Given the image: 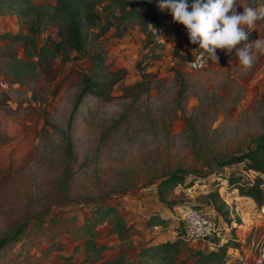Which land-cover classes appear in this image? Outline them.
I'll return each instance as SVG.
<instances>
[{
	"label": "rangeland",
	"instance_id": "374dc122",
	"mask_svg": "<svg viewBox=\"0 0 264 264\" xmlns=\"http://www.w3.org/2000/svg\"><path fill=\"white\" fill-rule=\"evenodd\" d=\"M237 3L242 13L243 7L256 8L264 0ZM158 4L137 3L157 21L155 45L137 25L119 35L110 29L91 44L104 52L107 71L121 70V77L107 92L110 99L88 93L73 112L81 75L90 73L88 61L73 50L38 61L35 45L0 37V240L6 242L0 245V264H65L58 253H73L81 239H72L74 226L65 233L64 226L60 232L49 231L58 222L48 220L81 210L91 216L85 208L92 204L114 206L125 224L138 230L131 258L148 234L155 242L178 236L182 249L176 261L185 264H196L195 252L215 250L214 241L232 238L228 243L245 252L264 239L263 210L239 195L243 181L253 183L264 175L218 165L221 159L249 154L254 139L264 133V54L257 55L251 69H243L234 52L226 55L218 49V64L207 56L203 67L191 69L185 61L198 44H191L184 26ZM27 21L0 17V35L26 34ZM259 37L264 39V21L250 29V41ZM33 38L43 46L60 41L58 25L45 21ZM152 46L158 54L154 58L148 53ZM142 72L149 74L146 92L134 100L120 96L124 86L142 80ZM28 103L34 110L18 114ZM171 173L181 174L183 181L160 186ZM230 176L238 181L229 184ZM212 192L224 203L230 221L209 203ZM186 209L211 216L219 228L189 250L180 222ZM152 213L162 216L165 229L145 233ZM111 217L103 215L94 228V241L111 247L102 253L106 256L120 246L114 235H107Z\"/></svg>",
	"mask_w": 264,
	"mask_h": 264
},
{
	"label": "trees",
	"instance_id": "16d2710c",
	"mask_svg": "<svg viewBox=\"0 0 264 264\" xmlns=\"http://www.w3.org/2000/svg\"><path fill=\"white\" fill-rule=\"evenodd\" d=\"M52 1L53 3L46 1L34 2V0H0V17L14 16L16 18L28 19V32L26 34L16 33L8 35L7 33H3L0 37L6 38L10 41L22 40L24 44L35 45L36 52L34 54L38 61H43L46 57H52L55 53L60 51L66 53L67 50H73L79 56L84 57L88 61L90 64V73L86 74V78H84L85 74L81 75V85L73 103L72 112L76 109L82 97L88 93L96 94L104 100L110 99L111 97L107 92L110 90V87L120 79L122 71H107L104 52L93 50L91 44L97 42L101 36L110 29H113V32L116 35H119L121 32L137 25L141 28L145 38L150 39L149 42L152 41L153 45H155L158 40L153 39L155 36L153 29L156 28L157 21L150 10H147V8L142 10L137 6V3H146V0H105L106 3L102 4L99 9H97V5L102 0ZM189 3H191V0H189ZM45 21L58 25V29L60 30L61 40L58 42H52L50 46L37 45L33 38L34 34L40 29V25ZM35 47L33 48L34 50ZM148 53H150V58L158 56V54L154 53V46L151 47ZM175 54L178 56L177 53ZM147 75L149 74L142 72L141 81L136 82L131 86H124L121 90L122 92L120 96L129 97L134 100L140 94L146 92L149 84V80L145 79L147 78ZM107 76H111L109 82L106 81ZM105 88L107 89L105 90ZM17 110L18 114H29L34 109L33 105L28 103L20 106ZM12 113L15 114L16 109H13ZM2 137L3 134H0V139H2ZM2 142L3 141L0 140V144ZM67 147H69V144ZM261 160L264 161V133L254 139L253 149L249 154L246 153L242 154V156H232L229 159H221L218 165L223 167L234 162L244 161L246 168L264 175V162ZM183 179L184 177L181 174L171 173L163 178L159 185L163 187H171L180 183ZM237 179L238 177L230 176L228 183H236L238 181ZM239 180H242V178L239 177ZM258 180L257 177L253 183L242 180L243 185L239 187V195L250 197L264 212V199L261 197V194L257 189ZM209 195V203L213 205L216 213H218L224 221L226 220L225 222L230 221V218H228L229 212L222 209L224 203L219 200L218 194L212 192ZM85 210H91V213L93 214L91 216H86L84 210H81L60 217L52 216L48 220L50 224L58 222L56 228H51L52 225L48 224V227H50L49 231L53 230L56 232L58 230V232H60V228L64 226V229L62 228V233H65L68 232L71 226H74L73 230L70 232L72 239L74 241L81 239V243L75 245V250L74 252L72 251L73 253H58V259L63 263L185 264V260L176 262V257L182 249L179 240L180 238L178 236L173 240L154 242L152 237L148 234L144 237L145 239L140 245L136 247L137 249L134 253V257L129 258L128 254L132 247L133 237L138 233L135 226L132 224H125L123 218L117 214L114 206H109L107 204H92L86 207ZM100 213L103 215L110 213L112 215L111 219L108 220L110 227L107 231V235H114L120 245L118 252L111 254V257H105L102 254L103 251L111 248L110 245L102 241L97 243L93 239L95 236V226L100 225L103 222V215ZM206 216L212 219L211 216ZM77 220H80L79 224H76ZM164 223L162 216L153 213L149 214L143 232L150 233L156 228L164 230ZM215 227L216 230L214 235L219 231L216 224ZM20 230H17V232H20ZM253 230L256 231L255 228ZM181 231H183V227ZM262 231L264 232V225ZM17 232L15 231V234ZM183 241L185 240L183 239ZM229 241L235 240L232 238H226L223 242L214 241L216 246L215 250L207 253L194 251L199 255L196 264H226V251L229 248L237 247V244L234 245L231 244V242L229 244ZM5 243V240H0V245ZM262 243H264V239L258 241L252 251H256ZM54 244L56 245V248H59L56 243ZM75 252H79V256H76V254H74ZM74 257H77L78 259L74 260ZM73 260L74 262H71ZM262 264H264V260L262 261Z\"/></svg>",
	"mask_w": 264,
	"mask_h": 264
},
{
	"label": "clouds",
	"instance_id": "9594fccd",
	"mask_svg": "<svg viewBox=\"0 0 264 264\" xmlns=\"http://www.w3.org/2000/svg\"><path fill=\"white\" fill-rule=\"evenodd\" d=\"M158 7L167 11L174 23L183 25L189 42L198 44L200 56L218 64L217 50L235 54L243 69H251L257 55L264 54V39L250 41V29L264 21V5L242 7L237 0H159Z\"/></svg>",
	"mask_w": 264,
	"mask_h": 264
},
{
	"label": "built area",
	"instance_id": "2783aa9c",
	"mask_svg": "<svg viewBox=\"0 0 264 264\" xmlns=\"http://www.w3.org/2000/svg\"><path fill=\"white\" fill-rule=\"evenodd\" d=\"M200 51L202 50H200L199 45H197L188 56L185 62L189 68L199 69L205 65L207 54L201 57ZM230 166L245 168L246 164L244 161H241L231 163ZM257 178L259 179L257 182V189L259 190L261 197L264 199V176L259 175ZM180 220L183 227L182 238L185 241H205L210 239L216 230L213 220L195 209H186ZM225 256L226 264H262V261L264 260V243H262L256 251L247 250L245 252H240L236 247L229 248L226 251Z\"/></svg>",
	"mask_w": 264,
	"mask_h": 264
},
{
	"label": "crops",
	"instance_id": "0c3cea01",
	"mask_svg": "<svg viewBox=\"0 0 264 264\" xmlns=\"http://www.w3.org/2000/svg\"><path fill=\"white\" fill-rule=\"evenodd\" d=\"M246 198H247V197H246ZM135 236H137V235H135ZM135 236H134V237H135ZM134 237H133V238H134ZM154 242H155V241H154ZM197 242H205V241H201V240H198V241H188V242L186 243V246H187L186 248H188V247L190 246L192 249H194V247H197V246L195 245V244H197ZM191 248H188V250L191 249ZM136 249H137V248H136ZM212 249H213V248H212ZM103 252H104V251H103ZM190 252H194V250H192V251L190 250ZM103 256H105V257H111V254H110V255H107V256L103 254ZM177 256H178V255H177ZM133 257H134V255H133ZM133 257H132V258H133ZM129 258H131V257H129ZM176 262H178V261H176Z\"/></svg>",
	"mask_w": 264,
	"mask_h": 264
}]
</instances>
